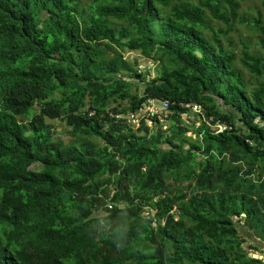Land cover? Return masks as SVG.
<instances>
[{"label": "trees", "instance_id": "obj_1", "mask_svg": "<svg viewBox=\"0 0 264 264\" xmlns=\"http://www.w3.org/2000/svg\"><path fill=\"white\" fill-rule=\"evenodd\" d=\"M246 1L0 0V264H264L238 225L264 242V17ZM237 24L260 50H233ZM148 99L169 127L116 117Z\"/></svg>", "mask_w": 264, "mask_h": 264}, {"label": "rangeland", "instance_id": "obj_2", "mask_svg": "<svg viewBox=\"0 0 264 264\" xmlns=\"http://www.w3.org/2000/svg\"><path fill=\"white\" fill-rule=\"evenodd\" d=\"M257 11H260L262 16L264 17V1L263 0H248L244 3L242 10L240 12V15L244 18L247 19H251L254 16H257ZM237 28V32L233 33L228 39L230 40V42L232 43L233 46V50H235L238 54L241 53L242 49L245 46H251L253 48H257L258 50H260L261 48L257 47V42H258V35L257 33H255L254 31L251 30V28L249 27V25L244 24V25H236ZM226 39V43L230 44L229 40ZM124 57L125 58H130L131 60H134L135 58H138L139 62L141 63V68L147 69V71H149V75L147 76L148 79L154 77L156 75V63L150 59V58H144L142 57L139 53L137 52H126L124 53ZM243 75L245 79H251L253 82L255 81V79L250 77V74L248 72H246L245 70L242 69ZM253 85V84H252ZM247 87L250 88V86L247 85ZM157 105H160L159 103H157ZM193 111H195V109H193ZM200 110H198L199 112ZM200 119L205 120V118L203 116H199ZM186 121H191V123L196 122V124H200V120L195 117L194 114H191L190 117L186 118ZM51 124H53L55 126V128H57L60 132L59 137L62 139V141L64 143H69L72 140V137L65 131L66 127L63 124L62 121H60L59 119L57 120H52L50 121ZM160 123L163 124L165 126V128L169 127V121L167 119H163L160 120ZM190 123V124H191ZM155 124V123H154ZM154 124H151V127H155ZM132 128H135V126L129 124ZM159 129H161L160 126H158ZM213 129H217L218 132L220 133L221 131H223L225 129V127L223 126H212ZM188 137H192L194 140H196L195 134L193 132V130L191 129L188 133H187ZM36 165H34L35 169H38V167H35ZM239 229L240 232L242 234H244L246 236L247 239V244L248 245H256L258 246L260 249H264V242L257 237L256 235H254L253 232H250L247 227L245 226L244 222H239ZM259 245H262L261 247ZM251 255L257 256L258 259H260L259 257H262V260H264V254L263 253H258L255 252L254 250L250 251Z\"/></svg>", "mask_w": 264, "mask_h": 264}, {"label": "bare ground", "instance_id": "obj_3", "mask_svg": "<svg viewBox=\"0 0 264 264\" xmlns=\"http://www.w3.org/2000/svg\"><path fill=\"white\" fill-rule=\"evenodd\" d=\"M157 103H159L160 105H157ZM170 109L171 103L168 100L148 99L136 112L129 113L125 116L118 115L116 117L119 119L125 117L128 124L135 126V128H139L141 120L147 121V124L150 126L151 124H153L152 119L154 118H158L159 120L165 119L169 116ZM193 109H195V111L200 110L197 109V107H194ZM254 258L258 257L254 256Z\"/></svg>", "mask_w": 264, "mask_h": 264}, {"label": "water", "instance_id": "obj_4", "mask_svg": "<svg viewBox=\"0 0 264 264\" xmlns=\"http://www.w3.org/2000/svg\"><path fill=\"white\" fill-rule=\"evenodd\" d=\"M256 257V256H255ZM260 259H262V257H259Z\"/></svg>", "mask_w": 264, "mask_h": 264}, {"label": "built area", "instance_id": "obj_5", "mask_svg": "<svg viewBox=\"0 0 264 264\" xmlns=\"http://www.w3.org/2000/svg\"><path fill=\"white\" fill-rule=\"evenodd\" d=\"M167 107V106H166Z\"/></svg>", "mask_w": 264, "mask_h": 264}]
</instances>
